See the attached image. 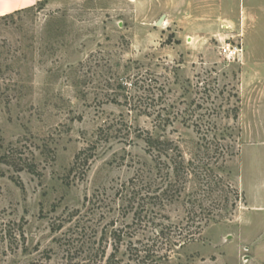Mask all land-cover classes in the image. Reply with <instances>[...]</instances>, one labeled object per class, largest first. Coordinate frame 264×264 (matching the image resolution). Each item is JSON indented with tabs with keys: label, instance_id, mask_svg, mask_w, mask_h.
<instances>
[{
	"label": "rangeland",
	"instance_id": "rangeland-1",
	"mask_svg": "<svg viewBox=\"0 0 264 264\" xmlns=\"http://www.w3.org/2000/svg\"><path fill=\"white\" fill-rule=\"evenodd\" d=\"M247 7L57 0L0 19V264H264V23L228 22ZM165 108L176 119L159 129ZM146 131L190 176L157 172ZM220 148L239 151L224 162ZM116 229L149 257L133 260L126 238L108 263Z\"/></svg>",
	"mask_w": 264,
	"mask_h": 264
},
{
	"label": "trees",
	"instance_id": "trees-1",
	"mask_svg": "<svg viewBox=\"0 0 264 264\" xmlns=\"http://www.w3.org/2000/svg\"><path fill=\"white\" fill-rule=\"evenodd\" d=\"M47 1H42L39 2L40 5H44L46 4ZM9 15H2L0 17V19L4 20L6 18H8ZM165 113H158L156 115V119H155V124L156 127L159 129H164L167 127V125H171L174 122V118L171 119V115L170 113L167 111V109H163ZM176 119V118H175ZM182 124L189 126L190 122L187 119H182L180 121ZM194 127V129L197 131V133H199V135L201 136L203 133V127L206 125H210L211 122L207 121H202V120H194L191 123ZM140 137L142 138V140L144 141V144L146 146V150L148 153H150V155L152 156L151 161L153 162V167L157 170V172L159 171H164L165 175L167 176V178L169 177V183H171V178L170 176L172 175L173 177H175V179H185V177L187 178L188 176H190V174L192 173V171H190L188 169V166H190L192 163L190 161H185L183 154L180 151V148L172 141L169 139H162L161 137H156L153 134H151L149 131H146L145 135H140ZM199 140L204 141V143H206V147L207 150L215 152L214 148L217 150L219 149L218 143H216V138L207 134H203ZM1 142H0V147H1ZM221 146V145H220ZM238 149L236 150L235 153H238ZM232 153H227V149L224 148H220V151L218 152V158L220 157V159H222L224 161V159L227 157V155H231ZM234 154H232L231 156H233ZM230 156V157H231ZM78 155L76 156L75 160L78 159ZM218 158H215L214 162H218ZM225 162V161H224ZM228 186V185H227ZM230 186V185H229ZM132 194V195H131ZM139 194V193H138ZM130 195L132 197H135V193H130ZM153 200H158L159 199V195H153L152 196ZM135 213H137L135 211ZM136 215H134L135 217ZM207 224V222L205 221L204 223H198L197 225L194 226V229H188L185 232H180L178 234V238L177 239H166L167 234V228L165 227H159V229H157L155 232V238L157 239H166V242L161 241V245H165V247H161L162 252L164 251L163 254L160 255V250H153V257L156 261L158 260H165L166 262H168L169 258H170V253L172 252V250L175 247H181L182 245H184L186 242L194 240L197 236L201 235L202 229L203 227ZM112 237L115 240V247L113 252L109 255V257L107 258V262L109 263L110 261H112L116 255V252H118L120 245L123 244L126 240V238H129L127 240V245H126V251L127 253H130L131 256H133V260H139L138 262H144V259H146V255H142V252H146L147 256L149 257V252L148 249H139L135 244V242H132L133 239V235H131V237H128V233L124 232L123 230H114L112 231ZM163 242V243H162Z\"/></svg>",
	"mask_w": 264,
	"mask_h": 264
},
{
	"label": "crops",
	"instance_id": "crops-1",
	"mask_svg": "<svg viewBox=\"0 0 264 264\" xmlns=\"http://www.w3.org/2000/svg\"><path fill=\"white\" fill-rule=\"evenodd\" d=\"M42 1H48L50 3L51 1H57V0H0V15H4L6 13L19 10L25 7L33 6ZM128 1L137 2L139 0H128ZM161 1L169 3L171 5H173L176 2L178 9L179 10L181 9V11L189 8L192 9V7L194 8L198 3L207 4V6L208 5L215 6L216 7L215 9H218L217 7L223 3V0H161ZM247 3H248L247 10L245 12H242L241 15L239 16H230L228 22L234 23V21L239 19L240 17L243 22V25L244 23L247 24L249 22V19L253 20L254 25L257 24V22L264 23V0H247ZM216 17L218 18V14H216Z\"/></svg>",
	"mask_w": 264,
	"mask_h": 264
},
{
	"label": "built area",
	"instance_id": "built-area-1",
	"mask_svg": "<svg viewBox=\"0 0 264 264\" xmlns=\"http://www.w3.org/2000/svg\"><path fill=\"white\" fill-rule=\"evenodd\" d=\"M222 51L224 55L228 58L235 59L240 55L242 49L238 47H232L230 44H227L225 47L222 48Z\"/></svg>",
	"mask_w": 264,
	"mask_h": 264
},
{
	"label": "water",
	"instance_id": "water-1",
	"mask_svg": "<svg viewBox=\"0 0 264 264\" xmlns=\"http://www.w3.org/2000/svg\"><path fill=\"white\" fill-rule=\"evenodd\" d=\"M164 16H161L158 21L156 22V25H161L163 23Z\"/></svg>",
	"mask_w": 264,
	"mask_h": 264
}]
</instances>
